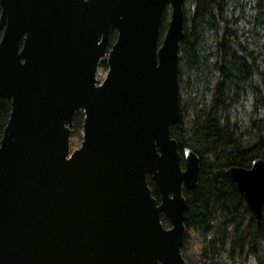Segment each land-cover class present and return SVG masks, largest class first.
Returning a JSON list of instances; mask_svg holds the SVG:
<instances>
[{
  "label": "water",
  "instance_id": "1",
  "mask_svg": "<svg viewBox=\"0 0 264 264\" xmlns=\"http://www.w3.org/2000/svg\"><path fill=\"white\" fill-rule=\"evenodd\" d=\"M182 30V0H0V98L11 104L0 138V264H186L181 192L193 189L199 158L180 155L169 134ZM78 112L81 141L70 151ZM226 174L259 222L264 161Z\"/></svg>",
  "mask_w": 264,
  "mask_h": 264
},
{
  "label": "trees",
  "instance_id": "2",
  "mask_svg": "<svg viewBox=\"0 0 264 264\" xmlns=\"http://www.w3.org/2000/svg\"><path fill=\"white\" fill-rule=\"evenodd\" d=\"M182 10L179 118L169 134L180 155L189 149L198 156L199 172L193 189L181 192L180 253L191 264V234H196L204 242L198 264H264V215L257 222L226 174L230 167L248 169L254 160L264 161V0H182ZM169 18L166 4L159 40ZM115 38L110 29V45ZM99 67L107 69L104 60ZM246 100L250 109L242 121L236 109ZM10 108V100L0 98V138ZM82 120L81 112L72 118L71 136L79 141ZM146 183L158 202L149 176ZM160 222L170 227L164 215Z\"/></svg>",
  "mask_w": 264,
  "mask_h": 264
},
{
  "label": "rangeland",
  "instance_id": "3",
  "mask_svg": "<svg viewBox=\"0 0 264 264\" xmlns=\"http://www.w3.org/2000/svg\"><path fill=\"white\" fill-rule=\"evenodd\" d=\"M106 71L107 70H104V69L98 67V70L96 72V81L97 82H101L103 80V78L105 77ZM249 109H250V101L249 100L243 101L239 105V107H237V109H236L237 116L239 118H241L242 121H245V118L248 114ZM69 144H70V146H69L70 151H72L79 146L80 141L78 140L77 137H72L70 135ZM191 238H192V242H191L192 244H191L190 249H189V254H190V257L192 260L191 264H198V256L201 254V249L204 246V242L196 234H191Z\"/></svg>",
  "mask_w": 264,
  "mask_h": 264
},
{
  "label": "flooded vegetation",
  "instance_id": "4",
  "mask_svg": "<svg viewBox=\"0 0 264 264\" xmlns=\"http://www.w3.org/2000/svg\"><path fill=\"white\" fill-rule=\"evenodd\" d=\"M163 33H164V32H163ZM162 35H163V34H162ZM161 38H162V37H161ZM161 38H160V40H161ZM160 40H158V42H160ZM109 46H110V45H109ZM101 61H103V60H101ZM101 61H100V62H101ZM104 61H105V60H104ZM100 62H99V63H100ZM98 67H99V64H98ZM98 67H97V68H98ZM263 215H264V214H263Z\"/></svg>",
  "mask_w": 264,
  "mask_h": 264
}]
</instances>
